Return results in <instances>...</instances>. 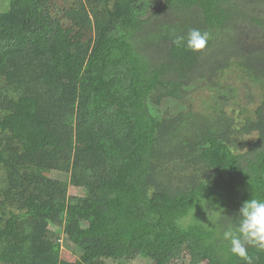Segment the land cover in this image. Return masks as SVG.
I'll list each match as a JSON object with an SVG mask.
<instances>
[{
  "label": "trees",
  "instance_id": "1",
  "mask_svg": "<svg viewBox=\"0 0 264 264\" xmlns=\"http://www.w3.org/2000/svg\"><path fill=\"white\" fill-rule=\"evenodd\" d=\"M192 28L202 53L174 42ZM0 170V264H264L223 238L264 200V0H10Z\"/></svg>",
  "mask_w": 264,
  "mask_h": 264
},
{
  "label": "clouds",
  "instance_id": "2",
  "mask_svg": "<svg viewBox=\"0 0 264 264\" xmlns=\"http://www.w3.org/2000/svg\"><path fill=\"white\" fill-rule=\"evenodd\" d=\"M210 39L209 32L192 28L186 35L177 37L174 42L195 54L202 53ZM230 219L234 220V224L223 232V238L230 245L233 255L248 260L249 246L264 249V200L256 198L246 200L235 217Z\"/></svg>",
  "mask_w": 264,
  "mask_h": 264
},
{
  "label": "rangeland",
  "instance_id": "3",
  "mask_svg": "<svg viewBox=\"0 0 264 264\" xmlns=\"http://www.w3.org/2000/svg\"><path fill=\"white\" fill-rule=\"evenodd\" d=\"M9 3H10V0H0V12L2 13L7 12L9 10ZM230 83L234 85V88L237 91V94H236L237 102L241 104L242 108L248 109L250 112L255 110L257 105L260 102V91L257 90L258 88L251 87V85L248 82H245V81L241 82L237 78H233L232 80H230ZM194 96L195 98L193 99L195 103L194 102L193 103L195 104L196 109L202 110V107H205L206 103L208 102V97H209L208 93L196 92ZM175 109L181 111L182 107L179 105H176ZM239 110L242 111V109L240 108ZM236 114L239 115L238 110L236 111ZM2 177H3V173L0 170V181ZM52 177L58 178L62 181H67V176L63 173H52ZM69 195L70 196H82L83 193L79 189H73L72 187H69ZM189 221L191 220L189 219L188 222ZM61 244L64 250L72 252L78 257L81 255L80 250L74 247L68 241H66L65 238L61 239ZM106 264H118V263L115 261L109 260V261H106ZM128 264H151V260L140 257L136 261L132 263H128Z\"/></svg>",
  "mask_w": 264,
  "mask_h": 264
}]
</instances>
